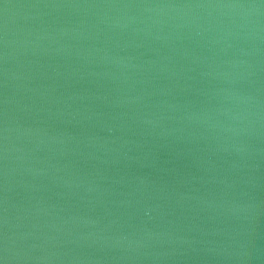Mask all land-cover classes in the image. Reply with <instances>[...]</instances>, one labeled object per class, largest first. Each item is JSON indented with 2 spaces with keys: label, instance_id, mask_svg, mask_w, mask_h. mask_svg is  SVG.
Masks as SVG:
<instances>
[{
  "label": "water",
  "instance_id": "water-1",
  "mask_svg": "<svg viewBox=\"0 0 264 264\" xmlns=\"http://www.w3.org/2000/svg\"><path fill=\"white\" fill-rule=\"evenodd\" d=\"M0 264H264V0H0Z\"/></svg>",
  "mask_w": 264,
  "mask_h": 264
}]
</instances>
